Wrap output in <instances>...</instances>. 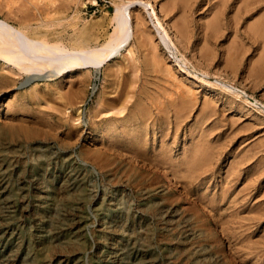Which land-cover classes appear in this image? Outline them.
<instances>
[{
    "label": "rangeland",
    "instance_id": "1",
    "mask_svg": "<svg viewBox=\"0 0 264 264\" xmlns=\"http://www.w3.org/2000/svg\"><path fill=\"white\" fill-rule=\"evenodd\" d=\"M33 1L36 4L32 0H0L3 5L0 6V18L25 29L35 38L68 47H88L101 45L108 39L114 28L115 6L128 0ZM218 1L212 0L211 4ZM236 1H230L217 32L207 30L209 38L205 40V23L211 21L218 11L209 9V0H156L157 9L162 5L166 19L173 25L180 23L181 19L188 20L189 32L183 38L184 46L180 45V52L175 54L177 58L185 55L197 67V75L216 87L202 83L195 86L199 104L186 114L187 117L179 120L178 130L175 117L169 113L165 125L148 123L140 132L145 154L164 157V160L142 164L129 159V144L124 146L126 151L108 153L111 159L116 158L117 164L110 181L102 175L96 157L88 155L89 151L102 150L100 142L107 139L108 133L92 132L98 127L102 131L103 127L96 128L92 124L87 127L84 117L89 118L88 113L93 111L91 117L96 125L110 117L127 116L137 98L146 100V93H159L164 76L156 69L152 48L156 47L168 65L174 64V58L160 42L148 12L138 4L131 8L133 38L119 56L108 62L106 70L101 68L97 73L76 70L58 77L48 70L28 80L30 75L0 59V133L11 126L19 129L14 134L7 131L0 138L1 153L6 158L3 171L7 164L13 163L17 157L15 153L32 159L37 149L47 148L51 152L46 158L50 165L44 174L47 180L53 181L42 187L37 177L23 178L19 185L24 191L20 194L21 200L16 202L0 189L3 215L7 219L12 217L9 224H0V264H68L63 254L70 247L57 243L55 233L66 234L70 232V223L78 224L83 220L82 236L91 234L101 224L95 213L101 199L118 204L123 213L137 216L136 220L123 225L127 231L121 228L117 236L107 233L108 245L114 243L117 248H122L120 245L131 241L132 237L138 246L142 244L157 255L155 264H264V45L257 48L250 44L240 46V43H249L244 33L254 18L249 22L241 18L238 8L243 7L244 2ZM196 2L201 6L196 8ZM262 7L259 16L264 14V3ZM239 16L238 33L233 36L231 29ZM149 36L153 39L149 40ZM206 45H211L215 52L208 69L204 63L197 62L201 63L198 49ZM231 46L235 47L238 56V71L235 77H224L218 71L224 64L223 53ZM89 80H93L99 90L97 102H94L91 87L87 90ZM219 83L229 85L242 99H236L224 89H216ZM206 97L215 103L216 111L209 116L200 112ZM251 98L258 104H249ZM8 101L10 105L20 103L24 112L13 114L6 105ZM192 143L204 150L201 157L194 153ZM67 155L75 157V161L87 162L79 168L84 175L83 196L86 202L95 198V204L92 201L87 203L82 215L77 211L79 218L73 217L71 208L62 207L60 221L53 224V206L47 208L39 203L35 193L51 200L56 198L57 179L68 171V165L62 162ZM188 160L191 164H187ZM125 163L142 175L139 181L123 183L125 179L122 175L120 177L118 169ZM7 180L10 185L19 182L16 175L8 176ZM148 195L153 201H160L163 209L175 213L176 218L169 219L168 216L166 222L164 218L153 216L150 209L144 210L143 214L136 212V206ZM38 208L43 220L38 219ZM187 217L191 220L184 227L183 220ZM76 255L80 257L78 264L140 263L139 255L127 259L106 251L96 254L79 251Z\"/></svg>",
    "mask_w": 264,
    "mask_h": 264
},
{
    "label": "bare ground",
    "instance_id": "2",
    "mask_svg": "<svg viewBox=\"0 0 264 264\" xmlns=\"http://www.w3.org/2000/svg\"><path fill=\"white\" fill-rule=\"evenodd\" d=\"M211 1L209 0L208 2L209 5L211 4ZM230 1L233 2L236 0H220V2L218 1L219 3H212L209 6V9L210 8L213 10L218 9V11L215 12L214 14L215 17H213L211 21H207V23H205V32H204L205 40L209 38V33L207 32V30L208 31L210 30L213 33L217 32V29L221 24L223 15L227 10V8H229ZM238 1L239 3L244 2L243 7L238 8V12L241 18L248 20V22L249 20H252L254 18L252 21H250L247 24V29L245 30L246 32L244 33V38H247V41H249V43L248 42H244L242 44L240 43V46L243 47L249 46V44L252 47L256 46L255 48L263 46L264 45V14L259 16L260 14L259 12L263 8L262 6L264 0H251L250 2H247V0L246 1L238 0ZM32 2L36 4V2H34L33 0ZM155 2L156 0L154 1L128 0L117 4L116 6L114 5L115 8L112 19L114 22V28L112 29L113 30L112 33H110V36L103 44L88 46V47H68L59 42L51 43L45 39L35 38L30 36L25 29L16 27L10 24L9 22H7L6 20L0 18V59L3 60L5 63L14 66L19 72L25 73V75H30L28 76V80H31L32 78L37 76L36 74L38 73L40 74L41 72L48 70L53 71L54 72L52 73L53 75H57L58 77H63L65 73L76 72V70H85L87 72L91 71V73L93 74V73H97L101 68L105 69L108 62H110L111 59L119 56L121 50L124 47H126V45L133 38L134 32L131 22V8L138 4L148 12L150 16L151 24L153 25L156 34H158L160 42L164 45L167 52H169V54L173 56L174 64L168 65L167 63L163 62L161 56L156 51V47L152 48L154 49V55H153L154 63L157 65V68L155 66L154 68H156L158 72H160V74L164 76L163 79L161 80L163 81V85L160 87L159 93L157 92H155L154 94L146 93V95H148V98L146 100L143 99L144 97L137 98L134 103V107L133 110L131 111V114L127 116L110 117L102 120V123L100 124L97 123L96 125H94L95 122L91 117L94 115V114L92 115L93 111H90V113H88L89 118L87 117V115H85L84 120L86 121L85 125L87 127H89L88 124H90V126L92 124L93 126H96V128L98 126H100V128L103 127V129H101L102 131H100L98 127L97 129H93L92 132L100 135L102 133L99 132H104V134L108 133L107 139L100 142L102 146V150L99 149L94 152L89 151L90 154L88 153V155H94L96 157L97 164L100 170L102 171L103 173L102 175L104 176L106 181L111 180L110 178L113 177L114 169H116L117 167L116 158L111 159L112 156L108 155V153L112 152V150L114 151L120 150L122 152L126 151V149L124 148L125 144H129V148L127 149L128 150L127 154H130V156L128 155L129 159H135L142 164L143 163L151 164L153 163V161H156L157 159L164 160L165 159L164 157L145 154L144 152L145 148L143 147V142H144L143 136H140V132L146 129L148 123H152L153 125H156V123L159 122L160 126L165 125L168 119L170 118L169 113H172V116L175 117L174 124L176 130H178L179 120L183 119V117H187L186 114L194 110L196 106L199 104L200 100L197 91L195 89V86H197L198 83H202V84H208V86L210 87L212 86L216 87L212 83H206L207 79L206 80L201 79L197 75L196 73L198 70L197 67L190 59L185 57V55L182 54L180 59H178L177 56L175 55L177 52H180L179 46L180 45H182V47L184 46L183 38L189 32L188 30L189 23L187 18L181 19L182 21L180 23L173 25V23H170V21L166 19L164 15V11H165L164 7L160 5V9L158 10ZM0 6L2 7L3 5L0 4ZM52 6H54V4ZM200 6H201L200 2H196L195 7L198 8ZM23 7H25V4L23 5ZM15 8H16L15 10L18 11L17 7ZM19 8H21V6ZM19 11H21V9ZM11 12L14 11L11 10ZM16 14L17 13L15 12L14 15ZM22 15L23 14L21 13L20 17ZM240 16L238 17L237 21H235L236 22L234 23L235 26L231 29V34L233 36H236L238 33L237 24L241 19ZM148 38L149 40L153 39L152 36L151 37L149 36ZM149 43L151 44V42ZM234 49L235 47L231 46L229 50H227L226 53H223L222 55L224 64L221 69L219 67L220 70L218 72H220V75H223L224 77H229L230 75L235 77L237 75L238 56L236 55L235 52L236 49L235 50ZM197 54L199 56V59H201V63L199 62V60L196 59L197 62L199 64L204 63V65L208 69L209 64L214 61V57H215V52L213 50V47L211 45L202 46L198 49ZM173 58L171 57V59ZM132 60L133 58H131L130 61ZM150 60H153V58ZM253 60L254 59H252V62ZM172 66H175L177 68L173 69ZM106 73H105V79L108 80L107 77L109 78V76H107ZM184 74L187 75V78L186 77L183 78L184 76H186ZM1 80L2 79L0 78V85L2 84ZM92 81L93 80H89V82L87 83V90L90 89L91 87L92 90L91 93L94 94L95 96L94 102H97L99 90L97 89L95 83ZM216 84H218V82ZM216 89L219 90L224 89L232 93V95L236 99L241 98L239 94H235V92L230 89L229 85L227 86L226 84H220V86H218V88ZM129 98L130 97H128V99ZM248 103L251 105L258 104L255 99H252L251 101L249 100ZM6 105L8 107V110L13 111V114H21V112L22 113L24 112L23 107L20 103H17L15 105H10V101H8ZM214 111H216L215 103H213L212 100L206 97L201 103L200 112L202 113V115L205 114L209 116L210 114L212 115V113L214 114L215 113ZM120 124H122V126ZM90 129L92 128L90 127ZM7 131L13 132L14 134L17 133L19 129L17 127H12V126L8 127L7 129H2V132L0 133V138L2 134L6 133ZM191 145L193 146L194 153L197 152L196 156L199 155V157H201V155H203L204 153L202 147H200L199 145H195V143H192ZM46 149L47 148H44L43 150L37 149V152L35 153V157L32 159H29L27 155L21 153L18 154L15 153V156L17 157H15L12 164H7L6 165L7 167L3 171L2 166L6 158L4 155H2L1 146H0V189H2L3 194H5L7 197L12 198L11 200L12 202L21 200L20 194L24 191V188L20 187L19 183L23 178L26 179L33 176L37 177L39 180L38 183H40L42 187H47L52 184L53 181L49 179L47 180L44 174L49 170L48 167L50 165V162L46 158H48V156L50 157L51 155L50 154L51 152H49V150ZM22 152L25 153V151ZM195 159L198 158L195 157ZM76 161H75V157H71L70 155H67V157H65V159L62 161L65 165L66 164L68 165V171H64V174L57 179L56 190L54 188V190L57 191V196L55 199L53 198L51 200L50 197L45 198L42 196L41 193L39 194V192L35 193L36 194L35 198L39 203L45 204L47 208L49 206H50L49 208L53 206L52 209L54 210L53 211L54 215L51 220L53 224L60 221V209L62 207L71 208L72 209L71 211H73L72 213L74 214L73 217L79 218L81 216L78 215L77 211L80 213V215H82L84 213L87 203L91 204L92 201V203L95 204V198L92 199L90 202H86L87 200L85 199V196H83L84 194L83 192L85 191L84 177H83L84 175L81 174L79 168L81 167V165H87V162H82L81 160H77V159ZM187 164H191V160H188ZM118 170L120 172V177L122 175V177L125 179L123 183L129 181L130 183L131 182L133 183L134 181L137 182L142 178V175L136 172L135 170H133L128 165V163H125L123 167ZM11 175H16L18 177L19 180L18 184L10 185L7 178L8 176ZM29 189L30 188H27V191H29ZM150 196L151 195L146 196L144 200L139 202L138 206H136V212L143 214L144 210L150 209L151 211H153V216L161 217V219L164 218L166 222H168L167 219L168 216L169 219L173 217L176 218L175 213H173L171 210L167 211L163 209V206L161 205L162 203L160 201H153V199L151 198L152 196L151 197ZM107 200L108 199H105L103 201V199H101V203H100L101 205L95 208L96 209L95 213H97V216L99 218L98 221L100 220L101 224H99V226H97L94 230H92L91 234H89L88 236L85 237L82 236L83 225L81 226V224L83 223V220H81L80 222L78 221L79 222L78 224H75L76 222L70 223L68 226L70 232L66 234L55 233L58 235L55 236V241L57 243L61 242L64 244L65 247H70L68 249L69 251L68 252L66 251V254H63L66 260H68L67 263L71 264V262H73V264H78L77 260L80 257L77 256L76 254L79 251H82L83 254L85 253L96 254V252L100 253L102 251L103 252L106 251V252H113L126 259L132 256L137 257L139 255L138 260L140 263L138 264H155L157 262L156 261L157 259L155 260V258H157V255H155L152 252V250H150V248H146V246L142 244L138 246L136 242L132 240V237H131V241L120 245L122 248H117V244L114 243L112 245H108L109 239L105 238L106 234L109 233V235L117 236L119 234V229L121 228L123 231H127L126 229H123L125 228L123 225L131 222L132 220H136L137 216L131 215L129 213H123L121 210H119L118 204L116 203L113 204L111 201L107 202ZM123 207H125V210L128 209V207H126L125 204L123 205ZM40 210L41 209L38 208L37 216L39 220H43L44 216L43 214H41ZM167 212L168 215H166ZM3 213H4L3 207L0 206V224H9L11 222L12 217L10 219H7L6 216L3 215ZM70 216H72V214ZM114 220H116L115 221L116 223L113 225L112 222H114ZM184 220H183L184 223L183 226L186 227L185 223H187L188 220L190 221L191 218L187 217ZM52 223L51 225H53ZM72 230H76V232H72ZM167 254H170V252H168ZM141 261L143 263H141Z\"/></svg>",
    "mask_w": 264,
    "mask_h": 264
}]
</instances>
